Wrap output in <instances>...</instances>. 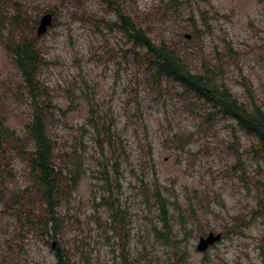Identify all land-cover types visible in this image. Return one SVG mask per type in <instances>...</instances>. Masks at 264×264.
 Returning a JSON list of instances; mask_svg holds the SVG:
<instances>
[{
    "label": "rangeland",
    "instance_id": "374dc122",
    "mask_svg": "<svg viewBox=\"0 0 264 264\" xmlns=\"http://www.w3.org/2000/svg\"><path fill=\"white\" fill-rule=\"evenodd\" d=\"M121 1L155 39L164 36L176 40L184 48L187 45L202 46L206 54L195 51L191 56L196 66L201 64L200 55L215 58L216 50L225 46L224 39L234 42L241 50L240 64L226 67L224 78L244 98L247 92L239 82L244 74L264 101V0ZM48 8L56 10L54 18L57 20H53L44 34H38V42L49 59L42 76L50 85L48 98L55 106L49 116V130L59 137L63 147L66 146L64 141H71L74 135L81 137V127L89 117L88 85L89 92L94 96L91 98L115 114L131 159L124 161L122 182L124 195L127 196L124 201L131 209L134 230L149 228L154 222L152 217L157 220L155 212L147 208L139 195L130 194L139 189L131 187L132 181L137 180V175L131 172V165L140 166L141 161H147L149 146L154 151L160 179L169 186L174 185L181 199L186 197L187 192H192L194 203L203 215L206 214L208 225L215 232L226 227L225 223L232 222L234 215L246 213L254 205L259 185L264 183V155L255 159L246 151L250 148L251 136L236 128L233 137L226 123L230 120L222 119L188 143L184 150L175 142H169L166 136L177 128V123L188 129L193 127V117L181 107L182 100L176 93V84L174 87V84L164 81L160 88L149 81L144 65L133 60L129 54L126 56L127 43L120 30L99 29L94 24V15L115 19V11L104 0H33L29 5L30 11L39 18ZM205 19L210 23L211 31L204 23ZM195 21L203 28L200 38L191 34ZM181 33L189 36L181 39ZM22 80L13 56L0 44L1 109L6 123L18 133L25 132L32 113L29 100L22 97L18 90ZM86 131L87 139L92 129L88 127ZM233 138L237 141L232 142L233 146L236 144L238 148L234 151H239L241 156L232 150ZM89 149L97 153L93 148ZM9 155L7 161L15 170H9L4 175L5 181L1 182L0 188L24 190L30 184L25 160L13 151ZM84 161L88 162L89 168L82 174L70 201L64 202L60 208L64 217L61 234L50 242L19 225V230L14 232L13 218L2 215L6 199H0V216L4 223L1 224L2 240L10 239L9 246L4 242L3 247V252L9 257L7 264H57V245L53 246L57 239L72 253L73 264H108L101 261L110 259V255L103 241L104 231L97 222L103 208L93 206L91 192L94 180L91 168L96 167V161L91 154ZM240 165L247 171L244 179L239 177L238 172L232 171L233 167ZM147 167L148 161L142 168L148 171L146 174H151V169ZM257 178L261 180L257 181ZM245 180H248L250 190L244 185ZM260 181L263 183L256 185ZM0 196L4 195L0 193ZM199 196L201 201L197 200ZM32 200L39 204L38 197L34 196ZM96 208H100L99 211ZM146 215L151 217L147 219ZM200 237L194 233L188 240V261L191 264H264V214L257 216L242 231L231 227L227 235L204 252L197 249ZM157 250L166 258L163 244L158 245Z\"/></svg>",
    "mask_w": 264,
    "mask_h": 264
},
{
    "label": "trees",
    "instance_id": "16d2710c",
    "mask_svg": "<svg viewBox=\"0 0 264 264\" xmlns=\"http://www.w3.org/2000/svg\"><path fill=\"white\" fill-rule=\"evenodd\" d=\"M104 1L115 11L117 18H101L94 15L93 21L97 28L120 30L127 43L126 56L129 54L133 60L144 65L149 74V81H153L160 88L164 81L174 84V87L176 84V93L182 100L181 107L188 110L193 117V127L188 129L180 122L177 123V128L170 136H166L169 142H175L184 150L188 143L213 128L217 122L228 119L230 123H226L229 124L233 137L236 128L252 137L250 148L246 151L255 159L264 155V101L254 91L253 85L244 74L240 81L238 80L247 92V97L244 98L236 93L224 78L226 67L230 64H240L241 50L234 42L224 39L225 46L216 50L215 58L200 55L201 64L196 66L191 56L195 51L197 54H206L202 46L187 45L184 48L176 40L164 36L155 39L148 29L127 11L121 0ZM32 2L33 0H0V44L13 56L23 77L18 90L22 97H27L32 106L25 132L18 133L6 123L0 102V186L1 182L5 181L4 175L9 170H15L7 161L12 151L25 160V169L30 180L24 190L0 188V193L4 195L0 196V199H6L3 202L5 206L2 215L13 218L14 232L19 230V225L23 229L27 228L29 232L37 233V236L41 235L48 242L58 238L64 221L60 208L64 202L70 201L82 174L87 172L89 165L84 160L91 154L96 161V167L91 168L94 179L91 188L93 206L103 208L102 216L98 214L97 222L104 231L103 241L107 244V254L110 255V259L101 261L108 264H191L188 261L190 252L187 244L192 234L198 233L200 236L207 234L209 229L214 231L208 225L206 214L203 215L200 207L194 203L192 192H187L186 197L181 199L174 185L169 186L160 179L154 151L152 146H149L147 168L151 169V174H146L148 171L142 168L147 161H141L140 166L132 164L131 172L137 175V180L132 181L131 187L139 189L130 194L139 195L147 208L155 212L157 220L152 217L154 222L149 228L134 230L135 227L131 225V209L124 201L127 196L124 195L122 182L124 161L131 160L130 153L124 144L123 132L115 121V114L91 98L94 96L89 92V85L86 88L89 117L84 127H81V137L74 135L71 141H64L66 146L63 147L59 137L50 132L49 116L55 106L48 98L50 85L42 76L49 59L38 42L40 36L37 34V27L40 18L30 11L29 5ZM46 11H51L56 17V10L48 8ZM205 14L202 13L204 16ZM204 23L208 31H211L210 23L206 19ZM194 25L192 36L202 37L199 33L203 28L198 26L197 21ZM186 35L181 33V39ZM1 98L2 95L0 100ZM88 127L92 132L86 139ZM232 142L237 141H231L232 150H238L237 145L233 146ZM89 147L97 153H92ZM234 152L241 156L239 151ZM140 168L142 169L139 170ZM232 169L238 172L240 178L247 177L243 165ZM245 181L244 185L250 190L248 180ZM261 183L263 182H257L256 185ZM263 187L264 183L259 185L254 205L249 207L246 213L240 212L233 216L232 222L225 223L226 227L219 231L223 237L229 233L231 227L242 231L257 216L264 214ZM195 194L198 196L197 190ZM34 196L38 197L39 204L33 203ZM197 200H200V196ZM99 209L96 208L97 211ZM144 217L149 219L151 216ZM1 224L4 223L0 216V264H7L9 257L3 252L4 242L9 246L10 239L2 240ZM161 244L166 258L157 250ZM55 245L57 264H73L72 253L61 245L60 239H57Z\"/></svg>",
    "mask_w": 264,
    "mask_h": 264
},
{
    "label": "water",
    "instance_id": "95a60500",
    "mask_svg": "<svg viewBox=\"0 0 264 264\" xmlns=\"http://www.w3.org/2000/svg\"><path fill=\"white\" fill-rule=\"evenodd\" d=\"M54 15L51 11L45 12L41 17L37 27V34H44L49 26L53 24ZM189 36V34L187 35ZM222 238L221 232H215L213 230L209 231L207 235H201L199 242L197 244V249L199 251H206L210 245L215 244ZM56 242H53L55 246Z\"/></svg>",
    "mask_w": 264,
    "mask_h": 264
},
{
    "label": "bare ground",
    "instance_id": "6f19581e",
    "mask_svg": "<svg viewBox=\"0 0 264 264\" xmlns=\"http://www.w3.org/2000/svg\"><path fill=\"white\" fill-rule=\"evenodd\" d=\"M96 36V35H95ZM209 231V230H208Z\"/></svg>",
    "mask_w": 264,
    "mask_h": 264
}]
</instances>
